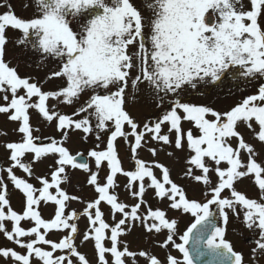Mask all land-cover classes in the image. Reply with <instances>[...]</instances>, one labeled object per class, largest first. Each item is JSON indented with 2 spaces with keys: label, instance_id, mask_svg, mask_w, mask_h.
<instances>
[{
  "label": "snow or ice",
  "instance_id": "1",
  "mask_svg": "<svg viewBox=\"0 0 264 264\" xmlns=\"http://www.w3.org/2000/svg\"><path fill=\"white\" fill-rule=\"evenodd\" d=\"M0 7L5 9L0 11V93L5 101L0 113L19 122L18 131L22 134L20 142L5 146L13 162L7 174L25 197L23 211L18 214L10 207L7 186L0 180V232L26 249V254H21L12 248H0V256L11 258L13 264H32L33 258L42 264H89L74 243L79 235L75 222L78 213L68 211L70 202L79 197L69 195L61 187V176L66 166H71L89 174L87 183L94 186L97 194L86 203L81 215L88 223L82 241L94 242L98 264H109L108 254L111 264H126L129 257L131 264H137V255L145 258L147 264H163L147 252H131L126 245L121 250L118 237L130 230L129 222L132 226L139 222L149 233L165 234L159 246L171 245L182 254V259H178L169 252L167 264H194L205 256L210 259L203 264H245L243 254L234 251L224 238L225 229L212 223L210 205L217 206L225 223L229 210L237 216L242 213L247 228L258 230L259 234L253 258L264 257V161H257L253 146L245 142L238 130L244 123L255 131L254 121L259 129L256 139L264 145V83H258L256 94L225 111L192 102L191 96L183 95L229 77L243 78L247 83L264 80V0H249L247 5L244 0H139V4L134 0H31L33 15L28 18L18 17L11 4ZM8 29L21 33L15 41L17 46L39 55L37 67L48 59L59 62L58 70L45 77L61 80L58 90L44 91L39 80L22 77L17 67L5 61ZM141 85L147 86L157 107L163 108L155 120L142 126L124 107L129 88L135 96ZM85 92L92 94L73 113L85 114L81 119L60 114L56 104L49 107L50 100L72 105ZM31 109L38 110L48 122L55 120L65 139V129L85 134L95 130L97 140H101V133L108 132L106 147L87 153L97 170L93 171L88 162L78 163L62 142L52 140L37 146L30 125ZM184 122L192 127L185 129ZM165 126L167 133L163 131ZM118 138L129 145L132 169L122 166L116 147ZM233 139L238 140L235 147ZM152 141L174 145L177 151H184L186 146L191 154L186 159L184 176L204 185L206 202L188 199L185 189L171 179L170 169L164 164H149L138 158L145 147L153 157L158 154ZM26 153L34 154L37 160L46 154L58 155L51 179L37 177L42 185L39 189L14 174V168L32 174L31 163L22 159ZM105 162L108 172L101 183L99 170ZM212 173L218 178L215 183ZM118 174L127 178L125 189L137 203L128 205L115 194ZM249 175H254L261 202L247 198L234 187V182ZM53 188L55 194L50 191ZM148 189L154 190V196L162 203L167 201L168 208L195 218L179 235L180 243L175 239L177 221L168 218L159 207H144ZM225 190H229L230 198H222ZM41 202L55 205L51 218H43L38 211ZM102 203L109 206L112 223L106 222ZM117 215L119 220L115 219ZM6 222H11L10 230ZM22 222H34V226L25 228ZM51 230H66V234L53 241L46 238ZM106 241H110V247ZM42 246H49L50 250ZM58 250L62 254L54 255Z\"/></svg>",
  "mask_w": 264,
  "mask_h": 264
},
{
  "label": "rangeland",
  "instance_id": "2",
  "mask_svg": "<svg viewBox=\"0 0 264 264\" xmlns=\"http://www.w3.org/2000/svg\"><path fill=\"white\" fill-rule=\"evenodd\" d=\"M135 3L139 4V0H134ZM5 3L11 4L12 9L18 17L28 18L33 15V10L31 8V0H0V5ZM244 3L249 4V0H244ZM25 4H29V7H25ZM5 10L0 7V11ZM264 24V20L261 21ZM8 37V43L5 48L4 59L6 62L10 63V66H15L18 69V73L24 76H31L35 80H39L42 83L44 91H54L58 90V86L62 84L61 80L58 78L45 79V77L54 70H58L59 62L53 59H48L43 66L37 67L36 62L40 59L38 54L31 51L25 52L22 47L16 45L15 41L21 35L19 31L8 29L6 30ZM138 49V45H137ZM133 49V51L137 50ZM264 83V80L259 82L247 83L243 78H232L229 77L223 82H217V84H208L202 87H198L197 92H192L189 90L184 93V97L187 98L191 96V101L203 104L205 106H211L216 110L225 111L235 106L237 103L241 102L246 96L250 95L252 92L256 91L258 83ZM200 93H203L202 95ZM91 92H85L81 95L79 101L74 102L72 105H67L63 103H58L50 100L48 102L49 107L56 104V111L60 114H66L73 116V113L86 101ZM3 93H0V106L5 104L2 99ZM10 98V94H9ZM171 98V97H169ZM167 104V101H165ZM125 109L129 114L142 126L143 123L149 120H155L158 115L163 111V108L157 107V101L149 93L146 85H141L140 91L133 96L131 94V89L128 90V95L125 98ZM30 115V125L33 130L34 137H46L54 136L58 138L57 142H62V146L66 147L71 154L77 151H83L88 153L92 149L103 150L106 147L108 132L101 133V140H97V132L94 130L91 134H85L80 130L75 129H65L67 132V138L63 136V133L58 130L56 126V121L48 122L38 110L31 109ZM85 114H80L79 116H73V119H81ZM93 127L95 126V121L93 120ZM253 129H250L246 124L240 123L239 132L243 136L246 143L253 146L257 153V161H264V145H262L257 139L255 132L258 131V125L253 121ZM183 127L185 129L192 127L188 122H184ZM19 122L11 121L8 114L0 113V180L3 181L4 185L7 186V199L9 200L10 207L16 211L18 214L23 211L24 195L18 189H15L11 180L8 177L7 169L12 167L13 162L10 160V151L6 149L7 143L20 142L22 139V134L18 131ZM163 131L167 133V127L165 126ZM175 134H172V139L174 140ZM233 146L238 144V140L233 139ZM99 145V147H97ZM151 145L157 148L158 154L153 157L151 153L147 151V147L141 149L138 153V158L143 159L145 162L151 164L153 161L164 164L170 169L171 179L182 186L185 189L186 195L190 200H197L198 202H205V191L206 188L202 183H197L184 176L186 171V159L191 154L185 146L184 151H177L173 146H165L155 141L151 142ZM116 147L118 151L119 158L122 161V166L125 170L132 169L134 167V162L130 159L131 152L129 145L123 140L118 138L116 142ZM172 152L173 155L169 156L168 153ZM246 153L244 154V162L246 163ZM89 158V157H88ZM25 163H31L32 174L25 173L22 169L14 168V174L18 178L26 179L27 182L33 184V186L39 189L42 185L40 184L37 177H46L51 179L50 173L55 169V160L58 159V155L46 154L37 160L32 153H26L25 157L22 158ZM89 165L93 171H96V167L92 158H89ZM223 166V165H222ZM108 169L106 162L104 167L99 170V178L101 183L105 181ZM156 174L159 177V170H156ZM199 174V172H197ZM66 176V180L64 177ZM89 174L82 169H74L71 166H66L65 173L62 174L61 187L69 194L79 197L78 200L70 202L69 209L80 212L86 203L91 201L95 196L96 192L94 186H90L87 183ZM211 179L213 183L218 181V178L214 173L211 174ZM254 175H249L248 177L240 178L237 182H234V187L245 194L247 198L256 199L261 202V193L258 186L254 182ZM117 187L115 189V194L118 195L121 202H125L128 205L137 203L138 201L132 198L130 192L126 191L125 185L127 184V178L123 175L116 177ZM50 191L55 194V190L50 189ZM37 195V193H36ZM97 196V194H96ZM230 198L229 190H225L222 194V198ZM210 198V196L208 197ZM147 202L144 206L151 205L153 209L159 207L167 212V216L170 219H175L177 221L178 233L181 232L189 222L190 216L183 211L172 210L168 208V202H161L159 198L154 196V190H146L144 197ZM217 208L216 205H210ZM108 207L106 203H102L101 208L105 213V219L107 222L112 223L111 217L108 215ZM55 205L52 202H41L38 206V211L45 219H49L54 214ZM7 211V206L5 207V212ZM217 216L220 220V227L224 228L225 239L231 243L233 248L238 249L243 254L245 264H264V257L253 258L252 250L256 247L255 240L259 238L258 230L253 231L247 228L246 224L243 222L242 213L237 216L228 211V220L225 223L223 217L219 215L217 208ZM117 215L115 219L119 218ZM76 223L78 224L79 235L76 236L74 243L78 246V251L84 254L89 264H98L97 254L94 249V242L89 240L88 242H83V233L88 229V223L85 217L81 215L77 218ZM34 223V222H32ZM32 223L22 222V226L28 228ZM235 226V227H233ZM6 227L11 229V222H6ZM130 230L126 229L125 232L120 236L121 241L120 248L126 245L128 250L131 252L139 253L144 251L150 255L157 256L162 262H166V256L168 253H172V247L169 245L168 248H161L160 242L163 241L164 233L156 234L147 232L139 222L132 226L129 222ZM233 228V229H231ZM43 231V230H42ZM66 234V230H51L46 238L58 241ZM110 235V233H108ZM252 240L253 243L249 241ZM247 241V242H245ZM251 241V242H252ZM110 242L106 241V246H109ZM45 250H50L49 246H42ZM0 248H12L21 254H26V249L21 248L12 241L7 240L3 232H0ZM62 254L59 250L54 253V255ZM111 264V256L108 254L106 257ZM178 259H182V254L178 253ZM137 264H147V260L139 255L136 256ZM0 264H13L11 258H4L0 256ZM32 264H42V262H37L33 258ZM78 264V261H77ZM126 264H131V258H126Z\"/></svg>",
  "mask_w": 264,
  "mask_h": 264
},
{
  "label": "flooded vegetation",
  "instance_id": "3",
  "mask_svg": "<svg viewBox=\"0 0 264 264\" xmlns=\"http://www.w3.org/2000/svg\"><path fill=\"white\" fill-rule=\"evenodd\" d=\"M261 83H263V82H261ZM257 91H258V88H256V91H255V92H252L250 95H252V94H256ZM95 198H96V194H95V196L91 199V201L94 200ZM203 203H204V202H203ZM24 205H25V198H24V204H23V207H24ZM209 210H210V211H211V210H215V217L218 219V216H217V208H215V207H213V206H209ZM188 215L190 216V219H189L188 224L186 225V227H185L181 232L178 233L177 237H175L177 243H180V242H181V241L179 240V235H182L183 232L186 231L187 228H188V227L194 222V220H195V218L192 217L190 213H188ZM120 218H121V217L117 218L116 220H119ZM218 221H219V223H220V220H219V219H218ZM218 227H220V226H218ZM233 227H235V226H233ZM231 229H233V228H231ZM225 231H226V230H225ZM119 238H120V237H119ZM164 238H165V234H164V236H163V239H164ZM224 238H225V237H224ZM251 241H252V240H250L249 242H250V243H253V241H252V242H251ZM109 242H110V241H109ZM245 242H247V241H245ZM233 250L236 251V252H240V253H241V251L238 250V249L233 248ZM178 253H179L178 250H176L175 248H172V253H171V255H173V256H175V257L178 258ZM163 264H167V261H166V262H163Z\"/></svg>",
  "mask_w": 264,
  "mask_h": 264
},
{
  "label": "water",
  "instance_id": "4",
  "mask_svg": "<svg viewBox=\"0 0 264 264\" xmlns=\"http://www.w3.org/2000/svg\"><path fill=\"white\" fill-rule=\"evenodd\" d=\"M52 139V138H51ZM47 141H48V138H44V139H36V142L35 144H37V146H40L41 144H47ZM80 154V155H77V154ZM74 156L77 157V162H88V156L86 154H84L83 152L79 151L77 152L76 154H74ZM212 213V223H215L216 225H218V220L216 219L215 217V214H214V211L212 210L211 211ZM187 247H190V245H187ZM210 259V257H200L199 260L195 261L194 264H203L204 261ZM218 259V262H219V258ZM224 264H226V262H224Z\"/></svg>",
  "mask_w": 264,
  "mask_h": 264
},
{
  "label": "trees",
  "instance_id": "5",
  "mask_svg": "<svg viewBox=\"0 0 264 264\" xmlns=\"http://www.w3.org/2000/svg\"><path fill=\"white\" fill-rule=\"evenodd\" d=\"M229 110V109H228ZM126 111H127V109H126Z\"/></svg>",
  "mask_w": 264,
  "mask_h": 264
}]
</instances>
